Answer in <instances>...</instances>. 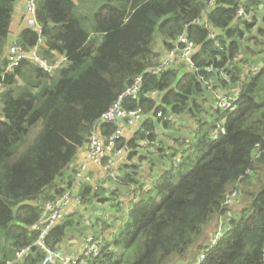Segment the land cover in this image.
Returning <instances> with one entry per match:
<instances>
[{"label":"trees","instance_id":"16d2710c","mask_svg":"<svg viewBox=\"0 0 264 264\" xmlns=\"http://www.w3.org/2000/svg\"><path fill=\"white\" fill-rule=\"evenodd\" d=\"M16 3L0 0V264H45L68 246L71 264H190L194 245L197 264H264V0H37L41 34L23 26L12 42ZM180 36L194 67L149 73L158 43L167 53ZM12 43L57 68L5 73ZM135 78L120 104L143 119L118 143L125 162L107 186L77 183L79 153L97 127L114 132L102 117ZM66 192L72 213L42 249L31 228ZM87 204L99 213L83 220Z\"/></svg>","mask_w":264,"mask_h":264},{"label":"built area","instance_id":"2783aa9c","mask_svg":"<svg viewBox=\"0 0 264 264\" xmlns=\"http://www.w3.org/2000/svg\"><path fill=\"white\" fill-rule=\"evenodd\" d=\"M37 0H17V3L22 8V21L23 26L31 30L38 36L41 34V29L37 23L35 7ZM244 0H240L243 3ZM239 17H243L248 20V17L244 14L241 6L237 12ZM194 45L189 42L185 36H180L177 39L176 46L170 52H167L161 59L160 65L156 69L148 70L151 74H158L160 71L167 68L184 63L188 67L193 68L191 57L194 53ZM29 62L36 64L41 70L47 74H51L57 66L50 65L47 61L43 60L36 48L31 50H24L22 47L15 43H12L6 51V69L5 73H9L17 68L21 63ZM141 88V79L135 78L130 87L126 88L124 93L119 96L117 101L112 107L103 115L102 122L112 123L114 125V132L108 135L102 134L99 127L94 129L89 138L88 145L86 147L85 154L82 160L77 166L75 178L77 182L90 183L92 181L90 169L97 168L104 176L114 177V171L125 162L126 155L129 151L127 145H118L120 141L127 140L132 137V134L136 132L142 122V115L138 110L127 111L121 106V102L125 97L136 99L139 90ZM155 93L152 94V97ZM219 108L230 107L229 102H226L224 98L219 99ZM106 173V174H105ZM71 194L70 192L64 193L63 196L56 199L53 202H49L43 205L40 215V220L37 225L31 229L39 232V237L36 241V245L40 248H44L42 240L44 239L47 231L52 228L56 223L62 220V218L70 212ZM76 202H79L76 200ZM231 204V198L226 200V205ZM225 232V228L222 225H218L211 237V243L217 244L222 238ZM26 250L17 254V259H20ZM97 255L93 246L89 247L86 255ZM204 257L200 255L199 261ZM60 259L63 264H71L68 258H62L60 254H50V257L46 260V264H51L53 260Z\"/></svg>","mask_w":264,"mask_h":264},{"label":"rangeland","instance_id":"374dc122","mask_svg":"<svg viewBox=\"0 0 264 264\" xmlns=\"http://www.w3.org/2000/svg\"><path fill=\"white\" fill-rule=\"evenodd\" d=\"M80 4V3H79ZM80 6L83 8L84 5L80 4ZM20 13V12H19ZM21 14V13H20ZM23 27V25H21ZM156 50L160 53L161 52V55H162V58L165 56L166 52L164 53L162 51V48H161V45L160 43H158V45L156 46ZM161 58V59H162ZM63 62H58V65L62 64ZM166 133H171V134H174L175 132L173 130H166ZM165 139V138H164ZM81 153H84V150L81 152ZM91 174V179L92 181L90 183H84V184H91V185H97L98 183H100V181L104 178H100V175H95L93 172H90ZM106 174V173H105ZM103 176V174H102ZM78 183V182H77ZM75 184V186L77 187V189L79 188V186L81 184ZM100 184H104V186H107L108 184V181H102ZM231 198V203H232V199L233 197H229ZM96 206L95 204H87L84 206V210L81 211V216L83 218V220H87V219H90V218H93L95 214L99 213V211H95ZM87 226V224L85 225ZM213 232V230H212ZM206 240V241H209L210 240V236H209V232H206L203 239H202V242ZM73 241V244L75 245L76 244V241L77 240H72ZM78 243V242H77ZM69 249H72L73 248L71 246H68L63 252H65L64 255H61L63 257H68V253H69ZM81 250V249H80ZM201 255V251L197 248V245H194L192 248H190V250L188 251V254H187V258H186V261L188 260L190 264H197L199 262V257ZM62 257V258H63Z\"/></svg>","mask_w":264,"mask_h":264},{"label":"crops","instance_id":"0c3cea01","mask_svg":"<svg viewBox=\"0 0 264 264\" xmlns=\"http://www.w3.org/2000/svg\"><path fill=\"white\" fill-rule=\"evenodd\" d=\"M21 18H22V8L19 5V3H16V8H15V11L13 13V19H12L11 29H10V41H12V42L15 40V37L19 33V31H21V29L23 28L21 26L22 25ZM85 151H86V149L84 150V153H81L82 151L79 153L75 166H77V164H79V162L82 160V158H83V156L85 154ZM90 171L93 172L95 175L96 174L100 175V178H103V176H102L101 172L99 171V169L91 168Z\"/></svg>","mask_w":264,"mask_h":264},{"label":"water","instance_id":"95a60500","mask_svg":"<svg viewBox=\"0 0 264 264\" xmlns=\"http://www.w3.org/2000/svg\"><path fill=\"white\" fill-rule=\"evenodd\" d=\"M46 263H47V262H46ZM46 263H45V264H46Z\"/></svg>","mask_w":264,"mask_h":264}]
</instances>
